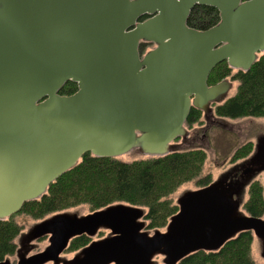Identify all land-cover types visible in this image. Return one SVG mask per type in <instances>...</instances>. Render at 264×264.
<instances>
[{
    "label": "water",
    "instance_id": "water-1",
    "mask_svg": "<svg viewBox=\"0 0 264 264\" xmlns=\"http://www.w3.org/2000/svg\"><path fill=\"white\" fill-rule=\"evenodd\" d=\"M195 5L216 8L219 21L188 26ZM142 41L155 47L141 56ZM263 51L264 0H0V220L39 198L86 152L176 150L170 141L185 136L190 108L207 112L231 86L225 79L208 86L209 72L223 61L246 71ZM66 81L76 91L59 94ZM235 168L240 177L227 182ZM263 170L264 136L208 185L182 191L164 230L149 233L145 210L125 203L58 212L21 233L17 260L0 264H158L157 255L177 264L243 231L264 259V216L241 209L246 186ZM101 229L104 237L60 256L71 238ZM48 234V244L29 254Z\"/></svg>",
    "mask_w": 264,
    "mask_h": 264
},
{
    "label": "trees",
    "instance_id": "trees-1",
    "mask_svg": "<svg viewBox=\"0 0 264 264\" xmlns=\"http://www.w3.org/2000/svg\"><path fill=\"white\" fill-rule=\"evenodd\" d=\"M214 7L195 5L187 18V25L206 29L218 22ZM229 77L238 82L235 93L217 105L215 114L220 118L264 117V51L246 70L231 69L226 61L218 63L209 73L207 84ZM75 90V84L66 83L60 93ZM200 113L191 108L187 124H192ZM252 142L239 145L230 162L250 154ZM206 159L202 148L191 147L159 157L123 161L113 157H96L84 153L77 164L48 184L39 198L26 201L19 212L40 220L50 214L73 210L78 206L94 211L114 203H126L145 209L146 229H164L178 206L170 195L182 183L195 179L197 187L211 182L209 175L199 176ZM242 209L252 216L264 215V190L260 181L253 180L247 187ZM14 215L0 220V260L15 254L16 237L21 227ZM43 240V239H40ZM91 240L85 234L73 237L67 251H75ZM253 236L250 231L240 232L227 240L217 251L198 250L183 257L177 264H259L251 257ZM161 264V263H158Z\"/></svg>",
    "mask_w": 264,
    "mask_h": 264
},
{
    "label": "rangeland",
    "instance_id": "rangeland-1",
    "mask_svg": "<svg viewBox=\"0 0 264 264\" xmlns=\"http://www.w3.org/2000/svg\"><path fill=\"white\" fill-rule=\"evenodd\" d=\"M233 85L229 91V96H232L237 87V81L232 82ZM187 127V125H186ZM258 136H264V117H242L233 120H228L224 125H219L215 127L208 135L207 144L205 140H202L200 143L196 142V144L190 146H200L203 148L206 153L207 157L205 163L202 167L201 173L199 176L209 175L211 180H215L220 176V174L229 170V167L236 165L241 162V159L236 160L234 162H230V157L235 151V149L246 141H251L254 144L255 138ZM175 148H179V146H174ZM185 147V146H184ZM183 148V147H182ZM147 156L141 155V153H137L136 151H131L126 155L121 156L119 159L123 161H131L132 159H139L144 158ZM240 177V176H239ZM256 179L260 181L263 186L264 190V171H261ZM197 184L195 183V179L187 181L179 185L170 195L173 202H176L177 197L179 194L184 191L185 189H195ZM247 197V194H245ZM72 211H78L80 214H84L88 212L87 207L85 206H78L77 208L73 209ZM14 220L17 224L21 227V233L26 232L34 223L38 222L39 220L33 219L31 216L18 212L13 216ZM148 230L149 233H152V230ZM20 233V234H21ZM16 237V243L18 248L20 247V239L21 235ZM106 234V231L100 230L97 232L96 235L92 237V239L100 238ZM47 237V236H46ZM43 237V240L32 241L31 243L36 244L35 252L37 250H41L47 244V238ZM22 244L26 243V240L23 239ZM77 252L75 251H67L63 252V257L66 259H70L73 255ZM251 257L252 259L259 263L264 264V259L260 257V244L256 238H253L252 246H251ZM162 256L157 255L154 259L162 264ZM12 262L17 260L16 255L13 254L10 257ZM52 264V263H46Z\"/></svg>",
    "mask_w": 264,
    "mask_h": 264
},
{
    "label": "flooded vegetation",
    "instance_id": "flooded-vegetation-1",
    "mask_svg": "<svg viewBox=\"0 0 264 264\" xmlns=\"http://www.w3.org/2000/svg\"><path fill=\"white\" fill-rule=\"evenodd\" d=\"M153 43L151 42H141L139 44V50L140 53L143 54L146 51H148L149 49L153 48ZM68 83V82H66ZM65 83V84H66ZM63 84V86L65 85ZM62 86V87H63ZM76 87V85H75ZM62 89V88H61ZM73 91H70V88L68 87L66 89V91L62 92V94H71ZM221 103L218 102H211L209 104L211 110L208 111L207 113L202 112L201 110H199L200 113L199 117L196 119V121H194V123L191 126H187V134L185 136V138H177L174 140V145L179 146V147H186V146H190L193 144H196V142L200 143L202 140H205V143L202 144H207V138L209 133L219 125V123L221 125L225 126V122L221 121L219 118H217V116L215 115V108L217 105H219ZM192 108V107H191ZM136 152H139L140 150L135 148L133 149ZM235 172H240V169L237 168V170H235L233 173L230 174V178L231 177H235L236 174Z\"/></svg>",
    "mask_w": 264,
    "mask_h": 264
}]
</instances>
